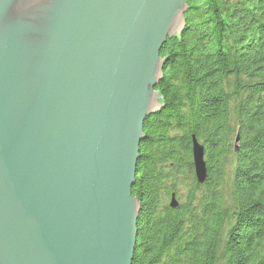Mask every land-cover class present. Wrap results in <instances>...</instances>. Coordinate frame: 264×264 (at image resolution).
Listing matches in <instances>:
<instances>
[{"label":"water","instance_id":"95a60500","mask_svg":"<svg viewBox=\"0 0 264 264\" xmlns=\"http://www.w3.org/2000/svg\"><path fill=\"white\" fill-rule=\"evenodd\" d=\"M188 9L186 0H0V264L133 263L144 122L164 107L160 51ZM192 152L202 184L195 136Z\"/></svg>","mask_w":264,"mask_h":264},{"label":"trees","instance_id":"16d2710c","mask_svg":"<svg viewBox=\"0 0 264 264\" xmlns=\"http://www.w3.org/2000/svg\"><path fill=\"white\" fill-rule=\"evenodd\" d=\"M186 1L185 29L160 51L164 107L144 122L132 264H264V0Z\"/></svg>","mask_w":264,"mask_h":264}]
</instances>
